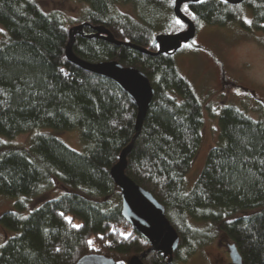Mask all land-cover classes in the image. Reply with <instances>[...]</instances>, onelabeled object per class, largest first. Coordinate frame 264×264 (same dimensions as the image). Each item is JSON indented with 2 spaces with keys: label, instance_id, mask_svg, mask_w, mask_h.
<instances>
[{
  "label": "trees",
  "instance_id": "trees-1",
  "mask_svg": "<svg viewBox=\"0 0 264 264\" xmlns=\"http://www.w3.org/2000/svg\"><path fill=\"white\" fill-rule=\"evenodd\" d=\"M86 11L65 25L56 13L33 0H0V135L31 133L26 147L0 146V195L32 197L48 186L63 192L26 211L0 214L13 232L0 245V264H73L84 254H101L114 264L138 255L149 244L121 216L120 193L110 167L134 134L136 108L110 80L68 62V29L73 53L86 61L115 60L146 75L153 95L140 131L126 154L124 173L164 206L179 242L171 261L148 251L142 264H175L189 255L200 233L192 222L223 233L236 247L241 264H264V110L253 119L232 105L218 113V139L208 149L191 188L183 176L197 154L202 106L178 73L173 55L145 54L123 42L155 51L156 34L185 25L172 13L173 0H81ZM128 5L132 16L118 7ZM195 26L238 22L264 30V0L185 2L180 7ZM250 12L249 26L242 19ZM179 22V23H178ZM99 26L116 45L87 37ZM78 129L85 142L75 151L41 128ZM184 248V255L181 254ZM124 259V260H120Z\"/></svg>",
  "mask_w": 264,
  "mask_h": 264
},
{
  "label": "rangeland",
  "instance_id": "rangeland-1",
  "mask_svg": "<svg viewBox=\"0 0 264 264\" xmlns=\"http://www.w3.org/2000/svg\"><path fill=\"white\" fill-rule=\"evenodd\" d=\"M33 1L43 12L58 14L65 25L80 20L87 8L81 0ZM118 10L133 15L128 5L118 7ZM243 11L242 19L249 26L250 12L248 9ZM4 36L5 30L0 26V38ZM173 59L178 73L189 83L202 106L200 145L183 176L184 189L188 190L199 174L208 149L217 142L219 110L225 105H232L253 119H259L260 110H264V30L250 26L244 29L235 21L223 26L200 24L193 39L181 51L175 52ZM41 130L75 151L85 150V142L78 129L58 131L44 127ZM31 135L23 133L11 139L0 135V146L26 147ZM61 192V187L51 185L32 197L0 195V214L16 210L18 201L24 204L26 213L41 200ZM192 223L200 233V241L192 243L194 249L189 255H184L185 250L181 248L184 257H180L175 264H231L227 252L230 240L225 234L208 229L204 222ZM14 234L0 224V245ZM124 261L127 263V259Z\"/></svg>",
  "mask_w": 264,
  "mask_h": 264
},
{
  "label": "water",
  "instance_id": "water-1",
  "mask_svg": "<svg viewBox=\"0 0 264 264\" xmlns=\"http://www.w3.org/2000/svg\"><path fill=\"white\" fill-rule=\"evenodd\" d=\"M196 1L198 0H173L172 13L176 19L185 25V28L175 33L154 35L151 45L156 47L155 51L131 43L123 42V44L139 52L152 55L177 51L182 45L190 42L195 34L194 23L182 13L181 4ZM242 1L225 0L229 4H238ZM84 25L86 23H80L68 29V41L64 49L66 60L84 71L113 82L127 95L136 108L134 134L130 142L120 151L117 161L109 169L110 178L120 193L121 216L149 244L148 248L138 255L130 256L127 259V264H142L141 258L148 251L162 253L167 256V261H171L172 254L178 246L179 237L165 216L164 206L149 191L137 185L124 173L126 154L140 131L142 121L152 99L153 88L146 75L135 67L123 66L115 60L89 62L77 57L71 46L74 35ZM92 30L94 32L87 35V37L99 36L105 41L116 45L121 43L114 39L106 29L96 26L92 27ZM227 252L231 264H241V257L233 243L227 245ZM73 264H114V260L101 254H84Z\"/></svg>",
  "mask_w": 264,
  "mask_h": 264
},
{
  "label": "snow or ice",
  "instance_id": "snow-or-ice-1",
  "mask_svg": "<svg viewBox=\"0 0 264 264\" xmlns=\"http://www.w3.org/2000/svg\"><path fill=\"white\" fill-rule=\"evenodd\" d=\"M179 23V22H178Z\"/></svg>",
  "mask_w": 264,
  "mask_h": 264
}]
</instances>
